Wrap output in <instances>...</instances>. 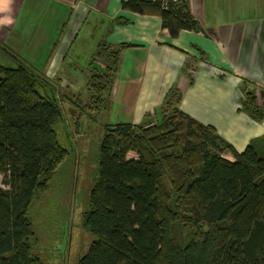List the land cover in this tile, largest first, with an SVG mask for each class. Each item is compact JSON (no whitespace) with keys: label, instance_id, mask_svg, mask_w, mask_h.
<instances>
[{"label":"trees","instance_id":"16d2710c","mask_svg":"<svg viewBox=\"0 0 264 264\" xmlns=\"http://www.w3.org/2000/svg\"><path fill=\"white\" fill-rule=\"evenodd\" d=\"M121 7L159 15L170 37L201 28L186 0H124ZM100 45L106 66L85 85L94 107L105 105L129 46ZM8 52L12 62L0 64V264H49L61 225L68 239L66 208L76 186L74 179L70 190L64 185L65 98L45 68ZM194 69L186 71L190 82ZM241 91V107L261 120L254 90ZM178 104L171 89L144 122L103 125L82 211L91 240L77 264H264V149L236 152ZM226 149L233 161L222 156ZM130 151L137 157L128 159Z\"/></svg>","mask_w":264,"mask_h":264},{"label":"crops","instance_id":"0c3cea01","mask_svg":"<svg viewBox=\"0 0 264 264\" xmlns=\"http://www.w3.org/2000/svg\"><path fill=\"white\" fill-rule=\"evenodd\" d=\"M122 1L0 0V40H7L11 33L9 45L16 50L13 38L27 37L29 32L28 21L21 23V16L35 17L41 26L46 14L55 8L49 21L57 17L61 25L49 26V33L40 32L39 26L29 44L47 37L43 44L48 46L52 41L48 38L56 35L57 47L40 65L34 64L35 53L29 49L20 56L37 68H45L48 77L62 87L78 81L86 85L88 74L71 70L65 60L88 21L98 28L105 46L129 45L120 51L109 92L116 123L144 122L147 113L152 117L166 94L176 89L178 108L212 126L236 152L249 144L264 147V0H186L201 28L181 30L176 37H170L162 27L159 15L123 9ZM105 63L100 59L99 67ZM189 65L195 66L191 82L186 72ZM243 85L254 90L263 109L261 120L241 107ZM222 156L235 159L227 149Z\"/></svg>","mask_w":264,"mask_h":264},{"label":"rangeland","instance_id":"374dc122","mask_svg":"<svg viewBox=\"0 0 264 264\" xmlns=\"http://www.w3.org/2000/svg\"><path fill=\"white\" fill-rule=\"evenodd\" d=\"M54 9L55 8L52 10ZM52 10L46 14V18L41 26L39 24L41 22L35 17H31L28 14L21 16V23L28 21L26 24L29 29L27 37L13 38L16 41V50L15 47L9 45L12 39V36L10 35L11 33L7 34V36H9L7 40H0L7 47L6 48L4 45L2 47L0 46V64H10L12 62L13 59L8 51L20 55L26 49L31 50L33 54L35 53L32 58L34 64H42L47 55L53 51V47H57V36L55 35V37L48 38L52 40L50 42L51 44L48 46L47 44H43V41H45L47 37L36 38L33 44H29L32 40L29 38L39 26L40 32L45 30L44 32L49 33L47 30L49 26L61 25V22H59L57 17L53 20L54 22L49 21L51 19ZM88 28L91 31L90 34H88ZM98 34V28H96V26L92 27V23L88 21L85 22L66 56L65 62L71 70H78V72L83 71L90 74L94 69L101 68V65L99 67L100 59L97 58V53L99 51L103 52L104 49L102 48V45L97 47L95 43H104H101L102 38H99ZM0 35H2L1 32ZM103 55L107 56L105 52ZM100 57L103 59V56ZM85 88L86 86L80 81L77 83L73 82L70 86L67 85L66 87H62L58 84L59 95L60 97L63 96L65 98L62 100V104L66 117L63 128L60 129V140L62 145L70 150V155L65 159L63 164L64 168H69L70 171L66 180L71 181L74 179L76 186L66 208L67 218L70 219L68 239L67 241L62 239L65 233V227L61 225L59 227L61 238L58 240L57 244L52 243V255L48 257L49 264H61L60 256L64 255V249L66 250L65 255L63 256V258L66 257L64 264H77V259L82 255L91 240L90 234L82 225V211L84 209V203L91 183L90 174L96 168V153L103 134V125L105 123H116V118L111 115V106L109 104V92L111 89L105 93V105L100 107L96 104L94 107L93 104L91 105L89 103ZM263 149L264 147L262 146L261 150ZM126 157L131 159L136 158L137 156L134 152L130 151L127 153ZM2 178L3 174L0 173V180H2ZM64 185H66L67 190H70L71 182L70 184ZM1 186L3 188L7 187L3 184V181H1ZM54 208L57 209V206L54 205ZM60 214L61 210L59 209V216ZM65 242H67V247L65 246L64 248Z\"/></svg>","mask_w":264,"mask_h":264}]
</instances>
